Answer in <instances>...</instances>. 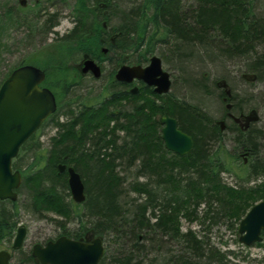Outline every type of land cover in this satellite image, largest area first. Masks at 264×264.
Returning a JSON list of instances; mask_svg holds the SVG:
<instances>
[{"label":"trees","instance_id":"16d2710c","mask_svg":"<svg viewBox=\"0 0 264 264\" xmlns=\"http://www.w3.org/2000/svg\"><path fill=\"white\" fill-rule=\"evenodd\" d=\"M181 3L75 0L73 28L48 45L39 58L14 67L32 64L44 69L43 86L54 92L58 102V111L44 123L56 121L49 150L38 149L24 168L13 162L23 178L18 196L26 192V207L42 218L49 213L67 222L74 218L77 228L60 236L81 240L93 235L119 243L117 252L105 253L99 264H228L231 252L217 249L191 228L182 231V219L200 218L213 225L221 212L229 221L240 222L254 204L264 200V182L237 189L221 177L235 172L239 177L248 174L261 179L264 160H256L264 146L261 129L229 126L235 145L229 158L226 131L202 106L156 94L145 85L133 94L130 85L114 79L123 64L143 65L160 50L163 62H178L184 76L190 62L221 65L240 59L245 73L264 83V0H195L192 9H184ZM213 43L217 44L216 60L208 56ZM85 56L100 64L108 61L110 68L95 98L77 94L87 85L71 61ZM193 83L199 91L206 88L202 78ZM234 108L238 107L234 104ZM62 109L65 119L58 116ZM165 113L193 138L189 154L179 156L165 148L159 122ZM236 151L237 156L250 153L249 168L244 162L236 168ZM60 164L80 174L86 195L82 204L71 199L67 173H59ZM202 205L207 210L198 217ZM20 209L19 198L0 202V244L15 237ZM32 260L28 254L23 264Z\"/></svg>","mask_w":264,"mask_h":264},{"label":"rangeland","instance_id":"374dc122","mask_svg":"<svg viewBox=\"0 0 264 264\" xmlns=\"http://www.w3.org/2000/svg\"><path fill=\"white\" fill-rule=\"evenodd\" d=\"M181 2L184 9H192L195 5V0H181ZM74 6L75 0H0V83L14 67L21 62H29L30 59L39 58L45 53L48 45L55 42L57 38L67 34L73 28ZM51 16L54 17L50 21L49 18ZM213 45L215 47H210L208 56L216 60L217 44L213 43ZM165 52L168 53V50L165 49ZM155 55L162 59L160 50ZM109 56L112 57L111 55ZM85 59H89V57H80V60L78 59L79 61H71L80 74H82ZM204 62L201 64L187 63V67L185 66L184 70L188 82L185 81V76L178 68V62L175 63V61H172L171 63L170 61L169 65L163 62L164 69L170 73L173 82L168 95L176 96L178 101H188L193 98L195 102L201 104L205 112L214 117V120L221 128L224 125L223 130L226 131L224 134L225 149L227 155L231 158L230 154H234L235 145L234 135L229 130V126H232L233 122L227 117L226 105L231 104L234 106L235 98L238 95L247 98L249 106H243L237 110L234 108L231 113L237 115L238 111L245 112V114L255 111L259 120L252 125L256 129H261L264 132V83L254 81L255 76L253 74H246L245 64L240 59L223 61L221 65L220 63H209L208 60H204ZM148 63L143 65L146 66ZM185 64L180 63V65ZM102 69L104 70V78L94 80L90 75L85 76L83 83L87 87L77 92V94L81 95L82 98H85V96L89 98L97 97L107 82L110 70L108 63L104 64ZM201 78L205 80L204 86L206 88H201L199 91L195 88L193 82L201 80ZM219 95L226 100L222 103L219 102ZM167 100L166 98V103H168ZM159 103L162 104L163 101ZM63 115L64 109L59 112L58 116L65 119L66 116ZM54 122L56 121H49L44 124L37 131L35 139L26 146L25 150L20 151L15 159V163L20 168H24L31 161L30 158L38 149L44 151L49 150L51 146L50 139L56 133ZM238 153V156L237 151L234 155L236 156V162L233 164L236 165V168L239 163L244 162V158L240 157L241 152ZM260 157L264 160V146L261 148L260 156H257L259 160ZM249 160L250 156L248 163ZM244 165L246 168L250 167L249 164L246 165L244 163ZM121 170L123 171L124 169L121 167ZM129 176L132 177L131 174ZM221 177L223 183L237 189L242 187H255L256 184L264 182V174L258 180H254L248 174L239 177L235 172L223 173ZM27 197L26 192L18 196L21 202V209L17 229L20 226H24L27 229V236L22 248L12 250L15 237L10 242L4 241L0 244V250L5 249L12 253V264H23V259L30 254L35 244H42L48 239L57 238L67 229L77 228L74 218L67 222L65 218L51 213L45 214L42 218L37 213L28 210L26 207L28 205ZM66 198L69 199L67 196ZM206 210L207 207L202 205L196 212L197 216H204ZM57 222L63 225H58ZM239 223L229 221L227 216H224L220 212L219 218L218 216L214 218L213 225L211 221H203L200 218L192 222L182 219V231L191 228L197 232L200 238H204L217 249H221L224 252H231L232 254L229 253V257L227 258L228 264H264V240L261 244H256L251 247L241 244L239 242L240 235L238 232ZM104 245L107 256L115 254L119 248V243L116 242L106 241Z\"/></svg>","mask_w":264,"mask_h":264},{"label":"water","instance_id":"95a60500","mask_svg":"<svg viewBox=\"0 0 264 264\" xmlns=\"http://www.w3.org/2000/svg\"><path fill=\"white\" fill-rule=\"evenodd\" d=\"M91 72L95 78L102 75L101 67L92 59L83 62L82 73ZM46 72L34 65H23L11 72L0 87V201H16L17 190L23 182L20 171L13 169L21 147L41 128L45 121L58 110L56 97L51 89L42 87ZM121 83L143 82L160 95L171 90L172 79L156 55L147 66L123 65L116 73ZM134 88L133 91H136ZM162 139L165 148L179 156L193 149V138L178 127V121L166 113L161 119ZM59 173H67L68 185L74 202L85 201V186L78 172L65 164L58 166ZM239 241L252 246L262 241L264 232V201L255 204L239 224ZM27 235L24 226L18 229L12 248L20 249ZM105 254L103 240H74L62 236L46 246L35 245L33 257L40 264H99ZM12 254L0 251V264H11Z\"/></svg>","mask_w":264,"mask_h":264},{"label":"flooded vegetation","instance_id":"af4514ba","mask_svg":"<svg viewBox=\"0 0 264 264\" xmlns=\"http://www.w3.org/2000/svg\"><path fill=\"white\" fill-rule=\"evenodd\" d=\"M103 26L106 27L107 24L104 22L103 23ZM104 53L106 54L107 53V49L104 50ZM91 59V58H89ZM94 60V59H93ZM96 63H98V65L101 67V70L103 68V65L106 64L107 62L105 61L103 64H100L98 61L94 60ZM144 66V65H143ZM121 67V66H120ZM119 67V68H120ZM118 68V69H119ZM118 71V70H117ZM117 73V72H116ZM82 75L85 77V76H92V73L91 72H88L86 74L82 73ZM94 78V77H93ZM114 79L116 80V74L114 75ZM121 83V82H119ZM121 84H127V83H121ZM128 85H130L129 87V90L131 93L135 94L138 92V90L142 87V85H145L143 82H139V81H135L133 83H128ZM146 86V85H145ZM148 87V86H146ZM134 88H137L136 91H133ZM154 91V89H153ZM157 94V93H156ZM57 99V98H56ZM224 100L226 99H223V102ZM227 117L233 122V124H237L238 126H240L243 130H248L250 127H253L254 125V122L258 121L259 120V117L257 116V113L255 111H251L249 112V114H245V112H240L238 111L237 112V115H234L233 113H231L233 110H234V106L231 105V104H227ZM160 122V121H159ZM221 124H223V122H221ZM160 125L162 126L163 128V125L160 123ZM162 128H161V131H162ZM222 129H224V125H222ZM249 156H250V153L247 152V153H241L240 154V157H243L244 158V163L246 165H248V159H249ZM247 157V158H246ZM18 231V229H17ZM17 234V233H16ZM60 237V235L57 237V238H54V239H48L46 240L45 243H42V244H39V245H42V246H46L48 242H51V241H56L58 238ZM90 238V237H89ZM25 242V241H24ZM35 245H38V244H35ZM34 245V246H35ZM33 246V248H34ZM33 248L30 252L31 256H32V261L29 262L30 264H40L34 257H33ZM12 254V253H11ZM12 259H13V256H12Z\"/></svg>","mask_w":264,"mask_h":264},{"label":"bare ground","instance_id":"6f19581e","mask_svg":"<svg viewBox=\"0 0 264 264\" xmlns=\"http://www.w3.org/2000/svg\"><path fill=\"white\" fill-rule=\"evenodd\" d=\"M195 6V5H194ZM191 7H193V6H191ZM193 8H195V7H193ZM183 73V72H182ZM184 79H185V81L187 82V78H186V76L184 77ZM190 89V88H189ZM242 98L243 97H241V96H237V98L235 99V105L238 107L237 109H239L242 105H248V102H246V101H244V99L242 100ZM178 101V100H177ZM180 102H187L188 104H190V105H192V106H201V104H199V103H197V102H195L194 101V99L193 98H191V100H188V101H184V100H179ZM219 102H223V98L222 97H220V95H219ZM249 106V105H248ZM243 107V106H242ZM236 109V108H235ZM236 109V110H237ZM208 116L209 117H212V118H214L211 114H208ZM230 127H232V126H230ZM223 130V129H222ZM258 162L260 161L258 158L256 159Z\"/></svg>","mask_w":264,"mask_h":264}]
</instances>
